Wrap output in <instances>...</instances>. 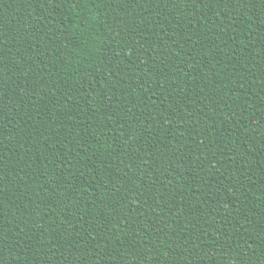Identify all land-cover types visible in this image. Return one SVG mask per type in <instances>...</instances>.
Returning a JSON list of instances; mask_svg holds the SVG:
<instances>
[{"label": "trees", "instance_id": "trees-1", "mask_svg": "<svg viewBox=\"0 0 264 264\" xmlns=\"http://www.w3.org/2000/svg\"><path fill=\"white\" fill-rule=\"evenodd\" d=\"M0 264H264V0H0Z\"/></svg>", "mask_w": 264, "mask_h": 264}]
</instances>
